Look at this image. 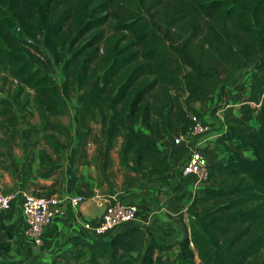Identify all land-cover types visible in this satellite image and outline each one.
<instances>
[{"label": "trees", "instance_id": "trees-1", "mask_svg": "<svg viewBox=\"0 0 264 264\" xmlns=\"http://www.w3.org/2000/svg\"><path fill=\"white\" fill-rule=\"evenodd\" d=\"M38 43L62 62L65 88L79 93L81 132L96 121L107 142L122 136L120 163L154 183L172 179L174 168L152 136L184 133L186 106L250 70L245 99L222 108L225 131L198 148L208 176L179 241L148 240L135 224L73 255L83 264H264V0H0V131L8 138L18 133L17 108L29 102L44 140L65 132L47 116L63 113L61 89L25 52ZM171 249L173 257L163 255ZM0 264L71 263L57 254L50 263Z\"/></svg>", "mask_w": 264, "mask_h": 264}, {"label": "crops", "instance_id": "crops-1", "mask_svg": "<svg viewBox=\"0 0 264 264\" xmlns=\"http://www.w3.org/2000/svg\"><path fill=\"white\" fill-rule=\"evenodd\" d=\"M218 90L186 106L188 122L197 117L219 127L222 111H216L217 117L209 111L216 97L221 96ZM47 116L58 122L53 116ZM26 128L23 122L19 123L18 133L10 138L0 131V190L16 195L10 208L0 213V258H29L45 263H50L57 254L71 259L75 252L97 240L94 230L84 225L99 222L103 213L99 202L106 197L136 205V217L130 226H142L148 240L177 243L188 228V206L199 187L191 177H180L177 170L190 147L214 144L217 130L180 144L173 142L172 135L155 137L162 155L174 168V177L167 182L134 185L130 179L136 175L120 163L119 147L107 148L102 144L95 148L92 142L84 144L75 127L68 140H42L40 137L48 133L43 132L33 141ZM136 128L147 132L141 125ZM107 166L121 169L123 176L107 175ZM21 192L59 198L80 194L84 199L76 208L60 204L51 224L44 229L43 244L34 245L24 235Z\"/></svg>", "mask_w": 264, "mask_h": 264}, {"label": "built area", "instance_id": "built-area-1", "mask_svg": "<svg viewBox=\"0 0 264 264\" xmlns=\"http://www.w3.org/2000/svg\"><path fill=\"white\" fill-rule=\"evenodd\" d=\"M14 30L17 35L23 37L19 26H16ZM26 41L32 42L29 38H26ZM229 105L236 106L237 104L233 105L226 102L224 106ZM224 106L221 107L220 111H222ZM225 129L226 124L222 118L219 127H217L214 133L215 139L217 135L224 132ZM208 130V123L193 117L188 122L187 130L184 133L175 136L172 135V140L174 143L180 144L186 139H195L204 135ZM155 137L156 136H152V139ZM205 145L212 146L213 144L207 143ZM199 147L202 146L196 145L195 147H190L186 158L177 170V174L180 177H191L194 184L197 186L202 185L208 176L207 161L199 152ZM15 196L16 195L13 193H5L0 190V213L10 208L11 201ZM21 198L24 235L27 236L34 245L43 244L44 229L51 224L54 215L58 211L57 207L60 204L65 203L76 208L84 199L80 194L59 198L56 196L35 195L29 192H21ZM99 204L103 206V213L99 222L95 225H91L87 222L84 225L85 228H92L94 230L97 239H108L114 233L127 229L136 217L137 207L132 203L106 197L103 198Z\"/></svg>", "mask_w": 264, "mask_h": 264}, {"label": "rangeland", "instance_id": "rangeland-1", "mask_svg": "<svg viewBox=\"0 0 264 264\" xmlns=\"http://www.w3.org/2000/svg\"><path fill=\"white\" fill-rule=\"evenodd\" d=\"M104 29L106 30V32H108L109 26H105ZM38 37V36H37ZM33 44H36L33 41ZM38 49H35L33 46L31 45H26L25 48V52L29 55L30 59L35 63L36 66L38 67H45L53 76L55 83L60 87L61 89V93L63 95L64 98V102H65V109L63 111V113L59 114V115H50L49 117L53 116L55 120H58V122L64 126L65 132L63 135H57L54 133V135L52 136L53 140H57V139H64L66 138V140H68L70 138V132L73 130V128L75 127L77 132H78V138L79 140H82V142H84V144L86 142H92L95 146V148L98 145H105L108 147H119V151L121 149V145L123 144V138L122 136H115L113 137L111 140H109L108 142L106 141V138L100 135V124L96 121H89V125L91 127V130L88 134L85 135V132H81L82 130L85 131V127H80L79 125H77L76 123V109L78 107V95L79 93H77L76 90H71L68 91L65 88V75L64 72L62 70V62L58 61L54 56L50 55V53L44 49V47L42 45H40V43H38L37 45ZM66 45L65 47L62 46H58V50L61 51L60 53H63L65 51ZM39 49L42 50L44 53H46V55H49V62L47 61V58L42 54V52H39ZM41 61V62H40ZM44 63V64H42ZM93 67L96 65V63L92 64ZM250 78H251V71L250 70H242L239 71L235 74V76L230 79V80H226L224 81L220 86H218L217 88L219 89L218 91H221V96L218 95L216 97V101L215 103H213L212 105L209 106V111L216 116V111H218V109L220 110L222 106H224L227 103L230 104H240L241 101H243V99H245L246 94H247V88L249 87V83H250ZM214 93V92H213ZM212 93V94H213ZM5 89L4 88H0V96L5 95ZM32 93L29 92V96H31ZM31 106L32 103L29 102L25 105V109H21L20 107L17 108V112L18 115L20 117V123L23 122L27 128H26V132H29V139L30 140H38L40 135H42L41 133H43V130L40 129V117L37 113V111L35 110V108H32ZM75 107V109H74ZM237 107V106H235ZM71 109H74V111H71ZM109 110V107H108ZM220 113V112H219ZM217 117V116H216ZM197 118V117H196ZM51 119V118H50ZM199 119V118H198ZM218 121H220L219 118H217ZM200 121H202L201 119H199ZM206 123V122H205ZM221 123V121L219 122V124ZM252 124L253 125H257L256 121L253 119L252 120ZM209 125V130L207 133L209 132H215V130L217 129V127H213V125L211 123H208ZM138 126L135 125V127ZM83 128V129H82ZM42 130V132H41ZM70 133V134H69ZM96 137H98L99 142H96ZM42 140H44L43 137H40ZM119 158H120V154H119ZM107 165V164H105ZM105 173H107V175L112 174V176H123L121 169L116 168L114 169L113 167L107 166L105 168ZM111 176V175H109ZM136 177V183H133L134 185H146L148 182L149 183H154L152 181H150V177H144L140 174H138ZM79 251V250H78ZM163 255L165 256H169V257H173L175 255V250L171 249L169 251H164L162 252ZM70 263L71 264H83V258L82 257H73L70 259Z\"/></svg>", "mask_w": 264, "mask_h": 264}]
</instances>
